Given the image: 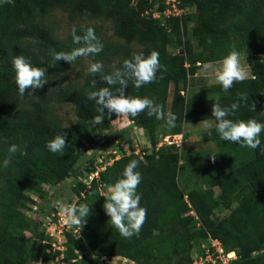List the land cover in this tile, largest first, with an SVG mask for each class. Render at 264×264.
I'll return each instance as SVG.
<instances>
[{
	"label": "trees",
	"instance_id": "trees-1",
	"mask_svg": "<svg viewBox=\"0 0 264 264\" xmlns=\"http://www.w3.org/2000/svg\"><path fill=\"white\" fill-rule=\"evenodd\" d=\"M180 1L184 7H196L200 24L194 29L193 38L200 44L197 52L185 38V26L179 25L181 18H174L172 28L168 30L162 21L144 15L146 7L153 5L148 0H13L12 5L0 4V257L3 256L0 264H29L39 259L42 264H48L44 258H54L47 248L41 247V238L45 235L38 222H31L29 236L20 232L25 231L28 224L25 213L18 210L17 204L32 200L24 193L31 182L53 188L69 179L77 172L76 165L85 159V145L99 144L94 140V130L108 129L111 133L110 139L108 136L99 138L105 140L103 148L122 146L119 141L122 134H116L110 126L117 117L105 114L103 122L96 123L94 118L100 113L95 102L88 99V93L102 87L115 93L120 86L107 84L103 77L122 68L124 60H132L134 56L126 48L103 44L94 30L103 49L89 57L103 65L102 71L95 75L88 73L81 86L61 85L63 74L72 64L54 61L53 52H69L83 45L74 44L71 34L65 41L53 36L51 27L44 20L51 11L64 10L69 21L84 18L110 22L113 35L127 45L141 46L140 54L148 56L157 51L161 69L157 70L156 79L140 88L129 81L124 94L147 97L162 105L165 117L171 112L176 116L175 122L213 120V131L216 132L211 107L219 98L222 108L239 104L238 110L230 113L227 119L234 122L255 119L264 123V0ZM159 9H163V3ZM85 29H76V34L82 35ZM174 47L181 48L173 53ZM233 49L240 53V58H246L249 78L234 83L227 92L219 84L206 87L210 93H216V97L201 102L190 103L182 96L181 91L187 87L198 63L221 61ZM120 52L121 58L115 66L107 68L105 62ZM17 56H23L33 66L46 68L45 79L48 81L32 94L27 93L31 89L26 90L23 97L14 81L12 60ZM170 86L174 91L168 102ZM64 101L72 105L76 115V121L66 128L51 118L50 107L51 103ZM127 118L149 134L156 133L155 129L166 122V119L148 116L146 111ZM62 133L67 142L63 153L50 152L47 142ZM259 139L261 144L253 149L252 160L211 179L206 188L199 187L185 196L177 184L175 147H161L145 159L137 154H122L113 159L111 165L99 173L105 191L123 178V170L131 160L140 161L136 170L141 174V182L136 192L141 197L140 206L147 210L145 223L138 235L122 237L106 215L102 207L105 198L93 182L88 192H94L97 200L90 202L83 194L84 197L76 202L77 206L87 204L90 215L85 218L79 237L66 235L60 264H105L102 259L106 257L154 258L160 264H166L163 259L190 250L191 237L196 233L218 240L225 252H235L232 264H264V131ZM11 144L18 145L19 151L12 154L10 164L3 167ZM22 152L26 154L22 155ZM95 155L90 159L91 164ZM85 169L89 170V165ZM71 190L79 197L81 191L87 189L75 182ZM40 198L42 204L49 207L52 196L42 192ZM226 203L236 206L228 216L214 218L213 210ZM44 206L40 207L43 214ZM190 212L195 214L200 227L191 234L188 230L193 218H185ZM15 240L19 241V247L16 259L11 262L8 253L16 250Z\"/></svg>",
	"mask_w": 264,
	"mask_h": 264
},
{
	"label": "rangeland",
	"instance_id": "rangeland-1",
	"mask_svg": "<svg viewBox=\"0 0 264 264\" xmlns=\"http://www.w3.org/2000/svg\"><path fill=\"white\" fill-rule=\"evenodd\" d=\"M148 2H153L152 6L146 7L145 11H153L154 9L161 8L162 3L164 0H148ZM132 4H134L132 2ZM185 13L181 17V23L179 21V25L185 26L186 36L185 38L189 40L192 44L193 50L198 51L200 50V44L193 38V31L194 29L199 27V18L198 13L195 6H186ZM160 10V9H159ZM175 17H170L169 19L165 18V27L170 30L172 28V23L175 22ZM46 23L51 27L53 31V36L60 40L65 41L68 36L71 34L72 29L78 28H87L91 27L96 31L97 36L101 40L103 44L106 45H113L119 46L121 48H126L131 51L132 56L140 54L142 47L132 43V44H125V42L112 33V24L110 22L103 21L102 19L96 20H87L84 18H76L74 21H69L67 17V13L64 10H53L51 11L44 19ZM181 47H174L171 49V52H177ZM122 52L117 54L116 56L111 57L109 61L105 62V66L109 69H112L118 60L121 58ZM245 58V57H244ZM90 63H93L92 59L87 57H79L76 59L75 62L72 63L69 71L63 74L61 79V85H69L75 84L77 86H81L84 82L85 77L88 75V66ZM247 61L246 58L243 60L242 66L246 67ZM250 75V73H249ZM248 75V77H249ZM216 86V85H215ZM214 85L211 87H215ZM172 90H170L171 94ZM190 103H197L207 99L215 98L216 93H210L207 88H200L199 90L191 91L186 94H182ZM51 118L59 123L62 128H66L73 124L76 121L75 110L73 109L72 105L68 101H64L62 103H51ZM205 122H175L174 127H167L166 122L163 125H160L155 129L156 133L149 134V131H145V129L134 128L131 126L129 129H125L129 137L126 139L123 135L120 137V140L124 144L117 145L118 155L121 156L125 154L124 150H128L129 152H139V155L142 159H145L146 156L150 155L152 151L157 152L160 147H158L159 142H162V138L165 136H171L175 134H182L183 141L179 147H176V153L178 155V173H177V184L185 196L190 191L197 189L199 187L206 188L208 186V182L222 174H225L231 170H234L250 160L254 157V150L248 147H242L239 143H226L228 141H222L219 135L214 132L213 127L211 129L205 128ZM213 124V123H212ZM110 126L112 127L113 131L118 134L121 133L120 120L116 119L110 122ZM102 127V124L101 126ZM131 132V133H130ZM136 135L134 137V134ZM209 132L211 134L209 135ZM147 133V134H146ZM133 134V135H131ZM102 136H108L107 139L111 138V133L108 132V129L104 130H94V140L99 142ZM130 142V143H129ZM128 143V144H126ZM121 144V143H120ZM94 151L96 154H102L105 150L101 144L94 146ZM135 154V153H132ZM91 155L85 156V159L79 162L77 165L80 170H83L84 173V166L85 164H89V167L93 165L91 164ZM213 156H216L215 160H212ZM89 163H86L88 162ZM88 166V165H87ZM71 182L64 181L61 183L60 186L53 187L52 198L50 199L49 207L42 204V192L44 191L43 185L38 182H31L27 189L25 190V194L29 196L32 200L29 202H20L17 204L18 210L24 212L26 216V222L28 224V228L22 232V235L28 234L29 230L32 229L31 222L33 220L36 221V217L31 213V207L34 206L37 200L40 203V207L43 208L44 206V214L50 216V208L57 203V202H65L71 203L75 201L74 191L71 190ZM52 190V189H51ZM84 196L89 199L90 202L97 200V195L94 192H88V190H82ZM106 192V191H105ZM55 195V196H54ZM102 196V195H101ZM98 197H100L98 195ZM34 198V199H33ZM186 198V197H185ZM236 205L232 203L229 206V203L224 205H220L212 212V216L214 218H224L228 216L231 210ZM185 218H193L191 222V226L188 230V233L197 232L200 227L198 225L197 218L193 212L185 215ZM38 221V220H37ZM36 221V222H37ZM39 229L41 231V224L39 223ZM82 228L77 226L69 227L68 230L60 232H54L53 237L45 236L41 238L43 243L41 244L45 250L50 252L51 249H54V253H51L52 257L54 258H44V261L48 264H60L63 255L62 253L65 250V242H66V235L71 234L74 237H79L81 235ZM19 234L16 233V237ZM38 239V237H36ZM14 244L16 245V250H12L8 253V258L11 262L17 257V247H19V241L15 240ZM51 244L55 246L52 247ZM14 245V246H15ZM191 247L190 250L184 254H174L172 257L163 259V262L166 264H193L194 261H198L200 257H204L206 249H210L211 253L213 254V258L215 259V264H219V261L216 258V254H214V249L211 247L210 238L204 234H193L191 237ZM41 247L37 248V252L41 251ZM225 252V251H224ZM232 253L233 256H229L231 258H236L235 252H227ZM253 255H256L254 253ZM3 256L0 257L2 259ZM135 260L140 261L141 264H160L159 261L155 260L154 258H138L134 257ZM134 260V261H135ZM104 262H108L109 264H123L122 259L111 258L107 257L102 259ZM136 261V262H138ZM29 264H35L34 262H30Z\"/></svg>",
	"mask_w": 264,
	"mask_h": 264
},
{
	"label": "clouds",
	"instance_id": "clouds-1",
	"mask_svg": "<svg viewBox=\"0 0 264 264\" xmlns=\"http://www.w3.org/2000/svg\"><path fill=\"white\" fill-rule=\"evenodd\" d=\"M0 4H13V0H0ZM72 40L74 44H82L81 47L73 48L69 52H53L54 61H66L69 65L79 57L98 54L102 51L103 45L95 35L94 29L86 28L82 35L76 34L73 28ZM211 43V40L208 41ZM14 69V81L21 97L27 93L32 94L36 89L43 87L48 81L45 79L46 68L31 65L23 56L14 57L12 60ZM103 65L100 62L90 63L87 71L90 74H97L102 71ZM161 69L159 53L152 51L148 56L137 54L132 60H124L122 68L116 69L111 75L104 76L103 79L109 85H119L115 93L108 87H102L98 90L88 93V99L93 100L100 115L96 116L95 122H103V117L107 114L109 117L115 114L116 117H136L142 112H147L148 116H155L158 120H165L167 127L175 126L176 116L168 112L167 117L163 111L162 105L154 103L153 100L145 97H129L124 94L128 82L132 81L134 87L140 88L144 84L151 83L156 79L157 70ZM202 71L211 72L215 77V82L227 92L234 83L243 82L248 77V72L241 65L240 53L235 49L231 50L221 61L218 66L212 63L202 65ZM95 88V81H93ZM239 104L233 103L230 107H221L219 98L212 104L211 116L215 120V131L222 141L239 143L242 147L256 149L260 146L259 136L264 131V123L257 122L255 119L247 121H233L226 117L238 110ZM212 122H205V128L211 129ZM211 132H209V135ZM67 142L65 135H56L46 144L47 149L52 153H63ZM19 151L16 144H11L8 148L9 156L6 157L2 165L7 167L11 162L12 154ZM26 154V153H21ZM213 156L212 160H215ZM142 159V158H141ZM140 161L131 160L123 170V178L119 179L113 185L107 188L102 194L105 198L103 209L109 217L111 224L118 230L124 238H131L138 235L143 224L145 223L147 210L140 206L141 197L137 194L136 189L141 182V174L136 170ZM67 181V180H66ZM54 206L59 207L63 223L68 226H77L82 228L86 219L90 215V208L87 204H68L57 202ZM40 264V262H38Z\"/></svg>",
	"mask_w": 264,
	"mask_h": 264
},
{
	"label": "built area",
	"instance_id": "built-area-1",
	"mask_svg": "<svg viewBox=\"0 0 264 264\" xmlns=\"http://www.w3.org/2000/svg\"><path fill=\"white\" fill-rule=\"evenodd\" d=\"M185 7L182 5L180 0H164L163 2V9L162 10H154V11H146L144 13L147 17H152L154 19L162 21V23H165L164 19H169L170 17L175 18H181L185 13ZM102 141H99V144L103 145L105 143V140L101 139ZM183 141V135L182 134H175L171 136H165L162 138V142L158 144V147H179ZM118 140H116V143ZM115 143V144H116ZM98 144V145H99ZM124 148V145H123ZM84 149V156L91 155L92 157L95 152L94 147H90L88 144L85 145ZM126 155L135 153L139 157V152H129L128 150H124ZM96 154V153H95ZM114 157H113V156ZM118 148L116 146L112 147L111 149H108L107 151L103 152L102 154H96L93 160V165L90 166L89 170H86L85 167L89 164H85L84 166V173L83 170H80V168L77 167V172L74 173L69 179H67V182L70 181L72 184L71 186H75V182H79L83 184L86 189L88 190L92 183L95 182L97 184V190L99 191L100 195H102L105 190L103 188V185L100 183L99 179V173L103 171L107 166L111 165L113 162V159H118ZM141 158V157H140ZM78 166V165H76ZM44 191L47 192L48 196H52L53 188H51L49 185H43ZM52 189V190H51ZM83 192L79 194V197H75V201L68 203V204H76L79 198H82ZM34 199V198H33ZM34 206L31 207L32 214L36 217V221L41 224V231L44 232L45 236L53 237L54 232H62L65 230H68L69 227L66 226L63 223V218L61 216L59 207L53 206L52 210L50 211V216L45 215L40 212V203L37 200ZM211 247L214 249V254H216V258L219 261V264H232L233 258L229 257L231 253L224 252L222 245L219 243L218 240L210 239ZM52 247H54V244H51ZM48 251V250H47ZM49 252V251H48ZM50 253H54V249L50 250ZM213 254L211 253L210 249H206L204 257H200L198 261H194L193 264H215V259L212 257ZM107 258V257H106ZM111 258H117L122 259L123 264H139L134 260L125 258V257H111ZM105 259V258H104ZM235 259V258H234ZM42 264V260L39 259L37 262H34L35 264ZM105 264H109L108 262H105Z\"/></svg>",
	"mask_w": 264,
	"mask_h": 264
},
{
	"label": "crops",
	"instance_id": "crops-1",
	"mask_svg": "<svg viewBox=\"0 0 264 264\" xmlns=\"http://www.w3.org/2000/svg\"><path fill=\"white\" fill-rule=\"evenodd\" d=\"M244 59H245L244 57L240 58L241 65H242ZM218 62L219 61L211 62V63L218 66ZM202 65L203 64H201V65L199 63L197 64V68L195 70V73L192 76L189 77L188 85H187V87L185 89H183L181 91V94H186V93H189L191 91L199 90L200 88H206V87H211L213 85L214 86L218 85L215 82V77H214V75L211 72L205 73V72L202 71ZM244 68L246 69V71L248 72V75H249V73H250L249 66L247 65ZM249 77H250V75H249ZM249 77H247V78H249ZM170 90H172V92H171V94H169V99H168L169 101L168 102H170V100L172 98V94H173V91H174L173 86H170ZM117 119L120 120L119 129L121 128V131H122L121 134L126 139L129 137V135L126 132H124L125 129H129L131 126H134V128H138L132 122H130L128 120V118L117 117ZM204 121H208V122H212L213 123V120H203V121H197V122H204ZM138 130L140 131L139 128H138ZM131 135H133V134H131ZM135 135H136V132L134 134V137H135ZM126 144H128V143H126ZM122 145H124V144L122 143ZM105 150H107V149H105Z\"/></svg>",
	"mask_w": 264,
	"mask_h": 264
},
{
	"label": "bare ground",
	"instance_id": "bare-ground-1",
	"mask_svg": "<svg viewBox=\"0 0 264 264\" xmlns=\"http://www.w3.org/2000/svg\"><path fill=\"white\" fill-rule=\"evenodd\" d=\"M230 255H231V256H233V254H232V253H231Z\"/></svg>",
	"mask_w": 264,
	"mask_h": 264
}]
</instances>
